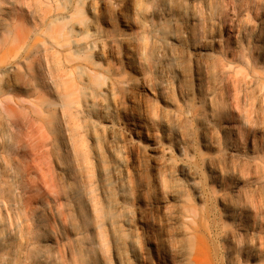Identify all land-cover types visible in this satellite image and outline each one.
<instances>
[{"label": "rangeland", "instance_id": "374dc122", "mask_svg": "<svg viewBox=\"0 0 264 264\" xmlns=\"http://www.w3.org/2000/svg\"><path fill=\"white\" fill-rule=\"evenodd\" d=\"M70 3L0 0V63L16 53L19 30L30 45L38 40L50 42L42 26L46 8L62 10ZM79 10L78 19L87 24L95 21L96 12H91L89 5L83 3ZM164 12L171 17L161 16ZM110 21L120 31H140L138 24L142 21L180 35L185 77L175 96L198 105L206 123L191 122V146L197 154L194 163L202 168V179L194 182L184 170L179 174L180 190L189 194L191 204L207 219L210 234L206 241L195 237L190 250L176 247L164 228L141 220L142 213L159 214L160 199H148L150 206L142 208V200L133 190L119 193L120 187L110 184L105 187L110 217L117 226H123L116 239L120 257L126 264H264V92L259 95L257 87H264V0H168L166 6L159 0H144L142 12L125 5L123 14L111 11ZM206 48L211 50L210 55L203 53ZM89 57L96 59L94 52ZM58 58L48 63L39 54L26 62V68L39 71L40 79L0 72L3 263L8 264L9 248L13 246L17 264H24L25 256L28 264H103V254L107 264H118L114 249L96 243V237L88 232L96 221L84 204L87 189L82 173L75 168L72 154L66 152L59 99L52 88L56 76L63 73L54 72ZM259 98L262 104L257 103ZM41 108L51 112L50 132L39 120ZM138 114L133 110V126L146 123ZM224 120L234 124L228 134ZM232 151L238 153L235 160L230 158ZM209 155H219L221 160L216 162L214 172L204 160ZM57 157L62 162L58 163ZM118 202L126 205L140 246L155 240L161 256L149 249L133 251V232L117 212ZM12 217L14 227L17 225L14 234L10 232ZM75 232L82 233L80 242L75 240ZM222 232L227 241L219 238ZM42 240L49 241L47 252L39 248Z\"/></svg>", "mask_w": 264, "mask_h": 264}, {"label": "bare ground", "instance_id": "6f19581e", "mask_svg": "<svg viewBox=\"0 0 264 264\" xmlns=\"http://www.w3.org/2000/svg\"><path fill=\"white\" fill-rule=\"evenodd\" d=\"M70 1V5L62 10L46 8L42 26L43 32L50 36V42L38 40L30 45L24 40L23 31L17 32L16 53L0 63V72L6 75L19 72L27 78L40 79L39 71L26 68V62L39 54L44 55L48 63H55L58 55L62 56L53 69L55 73H63L56 76L52 88L59 99V113L67 140L66 152L72 154L75 168L82 173L87 189L84 204L88 215L96 221L88 232L96 237V243L114 249L118 264H126L120 257L116 240L123 226L121 223L117 226L118 222L115 224L110 217L105 190L110 184L120 187L119 193L133 190L142 200V208L150 206L148 199H160L159 214L142 213L141 220L164 228L176 247L190 250L191 239L200 237L206 241L210 227L200 208L191 204L189 194L180 190L179 174L184 170L190 180L202 179L203 170L194 163L197 154L191 146V122L206 123L204 112L198 105H191L189 98L178 100L175 96L185 77L181 37L175 30L157 24L147 25L142 21L138 24L140 31H120L110 21L111 11L123 14L125 5L142 12L144 0ZM159 1L165 6L168 2ZM83 3L89 5L91 12H96L92 24L76 17ZM160 15L166 19L171 17L165 12ZM202 51L206 55L211 53L209 48ZM91 52H94L95 60L90 59ZM257 87L259 95H262L264 87ZM257 103L262 104V99L259 98ZM133 110L139 111L138 115L144 116L146 123L133 126ZM41 111L39 120L50 132L48 120L51 112L44 108ZM233 126L229 120L223 121L227 134ZM144 138L147 143L143 142ZM42 142L48 145L47 139L43 138ZM101 144L104 145L102 151L99 150ZM237 154L232 151L230 158L235 160ZM204 158L211 172H214L216 162L221 161L219 155ZM57 162H62V159L57 157ZM261 182L264 185V180ZM3 205L0 200V209ZM116 210L131 226L133 251L149 249L156 256H161L162 251L155 240L150 239L140 246L138 230L126 205L118 202ZM3 224L8 225L6 222ZM15 224L12 217V234L17 228ZM73 234L80 242L82 233ZM219 236L223 241L224 233ZM49 246L48 240H42L39 248L47 252ZM3 250L0 247V264H4ZM223 250L225 253L224 246ZM8 253L7 263L17 264L13 246ZM101 258L103 264H107L105 254ZM23 260L28 264L27 256Z\"/></svg>", "mask_w": 264, "mask_h": 264}]
</instances>
